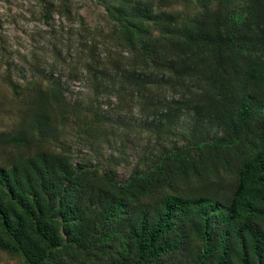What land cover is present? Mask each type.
I'll return each instance as SVG.
<instances>
[{"label": "trees", "instance_id": "obj_1", "mask_svg": "<svg viewBox=\"0 0 264 264\" xmlns=\"http://www.w3.org/2000/svg\"><path fill=\"white\" fill-rule=\"evenodd\" d=\"M68 1L46 3L44 22L70 18ZM89 1L108 30L76 44L69 78L90 87L85 105L52 65L29 64L27 79L5 62L22 108L0 135L16 152L0 166V252L23 264H264V0ZM67 125L118 157L88 166L58 142ZM134 129L152 141L121 180L114 163Z\"/></svg>", "mask_w": 264, "mask_h": 264}, {"label": "rangeland", "instance_id": "obj_2", "mask_svg": "<svg viewBox=\"0 0 264 264\" xmlns=\"http://www.w3.org/2000/svg\"><path fill=\"white\" fill-rule=\"evenodd\" d=\"M46 3L60 5L65 3V0H0V95L4 97L3 100H0V135L19 127L21 117L19 110L22 108L2 82L4 65L8 60L13 62L17 69H24L22 73L20 72V76L24 75L27 79L30 78L29 64H38L39 67L52 65L50 69H55L53 76H60L61 81L67 84L71 92L66 94L70 102L82 100L85 105L86 101L91 100L90 87L85 80L83 78L70 80L69 77L73 76L71 68L76 66L82 58L76 47L77 42L82 41L80 37L86 36L87 29L90 33L95 28L99 30L103 27L105 32L108 30V28L100 26L103 24L102 8L89 0H69L70 18L53 13L52 19L47 25L41 16L42 7ZM104 39L101 38L99 42ZM41 68H38L36 76L39 80L46 82L49 74H41ZM99 101L103 103V107H106L107 103H112L111 107L117 103L114 98L111 100L101 98ZM133 114L128 117V120L138 123V125L142 124L144 118L136 112ZM130 133L123 137L124 144L121 147L126 160H118L114 163L116 177L121 180H125L133 169L140 153L148 144L147 139L152 141V136H149L145 131L134 129ZM56 135L59 143L69 145L75 142L74 153L88 166L98 163L99 171L101 166H105L104 160L107 155L114 154L117 157L119 155L107 148L88 150L83 146V141L80 145L75 130L69 125L64 129L58 128ZM15 155L14 150L0 142V166H7ZM0 264L23 263L20 259L0 252Z\"/></svg>", "mask_w": 264, "mask_h": 264}]
</instances>
